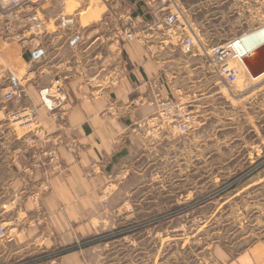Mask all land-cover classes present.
Listing matches in <instances>:
<instances>
[{"label": "crops", "instance_id": "crops-1", "mask_svg": "<svg viewBox=\"0 0 264 264\" xmlns=\"http://www.w3.org/2000/svg\"><path fill=\"white\" fill-rule=\"evenodd\" d=\"M36 2L46 28L39 48L8 40L0 31V213H7L4 204L10 202L9 211L17 207L19 215H28L34 208L30 194L43 193L41 203L52 227L75 242L111 222L101 194L128 176L135 157L151 143L145 122L157 110L156 92L196 100L224 90L199 53H184L171 40L164 18L176 8L164 0ZM63 18L71 24L65 26ZM126 22L132 24L133 40L121 33ZM233 63L246 80L264 79V72L252 76L243 60ZM56 78L65 84L68 104L50 110L39 91ZM11 90L15 95L7 99ZM26 106L36 108L44 134L59 154L53 167L30 179L31 185L22 179L28 175L25 162L43 142L28 140L27 132L16 135V124L8 121ZM71 142L75 151L68 149ZM46 183L48 190L43 189ZM125 183L114 185L113 209L120 203L116 194L127 191ZM227 264H264V243H254Z\"/></svg>", "mask_w": 264, "mask_h": 264}, {"label": "rangeland", "instance_id": "rangeland-1", "mask_svg": "<svg viewBox=\"0 0 264 264\" xmlns=\"http://www.w3.org/2000/svg\"><path fill=\"white\" fill-rule=\"evenodd\" d=\"M36 1H28L33 8L0 0V31L8 40L43 44V19L40 32L21 22ZM164 1L180 13L178 33L196 36L194 52L205 64V48L264 27V0ZM125 27L132 24L123 23L121 30ZM212 74L224 91L196 98L199 120L193 128L151 136L128 176L114 181L123 180L127 188L116 194L117 208L110 204L114 185L101 194L111 216L104 230L66 240L43 210L44 194L33 193L28 215L4 204L0 264H227L254 243H264V79L239 74L228 85ZM8 121L16 124V135L28 132L10 116ZM23 176L31 185L34 176Z\"/></svg>", "mask_w": 264, "mask_h": 264}, {"label": "built area", "instance_id": "built-area-1", "mask_svg": "<svg viewBox=\"0 0 264 264\" xmlns=\"http://www.w3.org/2000/svg\"><path fill=\"white\" fill-rule=\"evenodd\" d=\"M29 0H8L14 6L26 4L28 7ZM3 2V1H2ZM1 2V3H2ZM23 25L31 24L32 29L37 32L42 31L43 23L39 12L34 9L30 15L21 19ZM71 20L63 18V24L68 26ZM180 13L172 12L165 16L164 25L167 28L169 36L178 38L181 49L184 53L192 54L195 50L196 36L179 34L180 29ZM122 34L128 39L133 40L136 35L131 27L122 29ZM235 40H231L225 44L204 49L203 56L207 58V66L209 69L225 81L226 84H234L239 73L233 59L243 60V56L235 47ZM39 94L43 105L50 110L56 108H64L68 104L67 93L64 90V85L60 78L54 79L52 85L45 86L40 89ZM15 95V90L6 93V98L11 99ZM156 107L157 110L146 122L145 125L151 135L159 136L165 132H179L182 134L188 133L199 120V107L195 99L186 98L183 96H165L161 92H156ZM198 107V108H197ZM11 120L20 123L22 129L27 130L30 135L28 140L35 142H43V146L33 154L30 164L26 167V173L31 176H36L37 172H46L58 162V151L56 144L53 141L47 140V135L44 134L43 126L38 118L35 107L26 106L16 110L10 114ZM68 149L75 151L76 143H68ZM44 190L50 189L49 184L43 186Z\"/></svg>", "mask_w": 264, "mask_h": 264}, {"label": "water", "instance_id": "water-1", "mask_svg": "<svg viewBox=\"0 0 264 264\" xmlns=\"http://www.w3.org/2000/svg\"><path fill=\"white\" fill-rule=\"evenodd\" d=\"M235 47L244 55L243 61L252 76L257 77L264 72V27L240 36L235 41ZM40 54L41 51L35 53L36 56ZM260 59L262 62L258 64Z\"/></svg>", "mask_w": 264, "mask_h": 264}]
</instances>
